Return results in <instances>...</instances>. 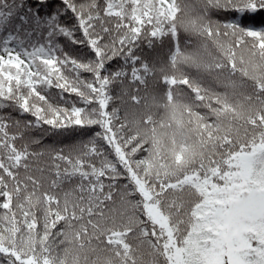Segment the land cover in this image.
I'll return each instance as SVG.
<instances>
[{
	"label": "snow or ice",
	"instance_id": "6c2138e0",
	"mask_svg": "<svg viewBox=\"0 0 264 264\" xmlns=\"http://www.w3.org/2000/svg\"><path fill=\"white\" fill-rule=\"evenodd\" d=\"M0 264H264V0H0Z\"/></svg>",
	"mask_w": 264,
	"mask_h": 264
}]
</instances>
